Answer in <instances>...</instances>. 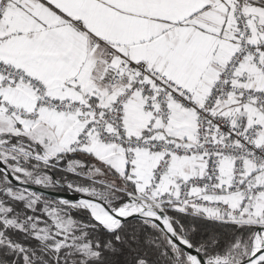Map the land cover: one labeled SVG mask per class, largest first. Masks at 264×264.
Instances as JSON below:
<instances>
[{"label": "snow or ice", "instance_id": "obj_1", "mask_svg": "<svg viewBox=\"0 0 264 264\" xmlns=\"http://www.w3.org/2000/svg\"><path fill=\"white\" fill-rule=\"evenodd\" d=\"M0 264H264V0H0Z\"/></svg>", "mask_w": 264, "mask_h": 264}]
</instances>
